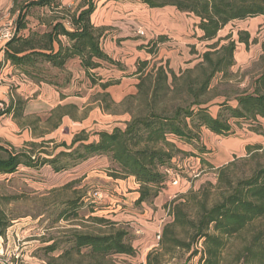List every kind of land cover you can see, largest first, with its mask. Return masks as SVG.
Instances as JSON below:
<instances>
[{"label":"trees","instance_id":"1","mask_svg":"<svg viewBox=\"0 0 264 264\" xmlns=\"http://www.w3.org/2000/svg\"><path fill=\"white\" fill-rule=\"evenodd\" d=\"M16 1L12 6L14 11L17 10L15 33L5 44V58L27 78L59 87L69 80L68 73H63L66 62L78 57L90 82L97 83L103 90L99 93L102 109L109 111L111 106L116 105L105 89L118 83V80L102 81L94 72L101 61L121 65L102 48L104 27L95 26L90 19L94 10L93 0H84L77 8L58 0H25L16 8ZM138 1L149 8L172 6L177 11L193 14L198 18L196 25L201 31L198 38L205 41L216 38L230 21L264 16V0ZM31 8H46L48 14L46 18L38 17V24L44 26L43 30L28 29L24 35L21 31L27 29L26 16ZM237 36L239 42L248 44L247 31H238ZM227 37H218L217 40ZM164 39L165 36H160V41ZM217 40L207 47L216 44ZM234 47L235 40H230L222 47V56L216 58L209 50L203 52V61L208 64L209 72L195 88L189 85L191 101L187 105H177L171 114H162L153 103H149L147 113L131 114L124 127L99 131L97 139L90 141L85 132L80 131L69 144L61 142L56 145L64 149L53 154L42 151L46 154L43 156L33 153L32 147L36 143H30L26 150L17 151L0 145V151L5 153L0 157V174L14 173L19 165L38 168L45 164L54 172H61L90 157L103 155L109 163L106 171L113 179L134 178L139 193L136 204L152 202L167 180L172 151H182L171 136L192 144L199 139L194 128L205 127L215 134L228 136L234 132L233 124L241 126L245 123L250 131L264 133L259 121V118H264V68L253 81L251 92L236 95L235 105L218 103L215 115L199 99L214 73L233 63ZM148 64L147 60L137 62L132 73L137 77L136 93L128 95L131 100L143 95L146 104L149 99L154 100L158 91L166 88L168 72L173 79L177 78L171 68L163 65L148 68ZM18 102L22 104L23 100L18 99ZM20 110L21 107L16 114L19 115ZM126 111L130 112V107ZM5 112H10L9 105L4 106L0 114ZM48 141L53 142L52 139ZM197 150L201 153L204 147ZM245 150V155L234 156L220 166L212 165L195 153L208 169L217 170V184L214 186L218 194L211 198L209 191L202 186L164 202L162 207L169 219L162 225L158 240L145 255L144 262L138 264H188L196 255H199L196 264H264V162L256 161L249 167L248 174L242 177L234 179L229 173L236 160H253L258 157V152L264 150V146L255 142L246 144ZM208 184L211 185L210 182ZM78 209L76 200H69L57 213L56 219L67 222L77 220ZM89 219L102 227L92 232L75 229L64 241L67 247L47 264H116L112 260L115 255H135L128 232L117 227L116 221L99 216H90ZM5 227L4 215L0 212V236ZM43 248L53 252L58 245L55 242Z\"/></svg>","mask_w":264,"mask_h":264},{"label":"rangeland","instance_id":"2","mask_svg":"<svg viewBox=\"0 0 264 264\" xmlns=\"http://www.w3.org/2000/svg\"><path fill=\"white\" fill-rule=\"evenodd\" d=\"M83 1L74 0V4L69 6L77 8ZM93 2L95 8L105 3L99 14L92 16V19L96 21V18H102L105 21L101 25L104 27L101 45L121 65L118 67L125 71L122 75L132 79L137 62L147 60L148 68L163 65L171 68L177 78L173 79L168 72L164 85L166 88L158 91L154 100L149 99L147 104L143 95L129 99L128 95L136 93L135 84L128 79L121 80L119 86L112 88L110 98L121 94L123 97L119 102L114 101L116 105L111 106L109 111L100 107L103 112L92 102L98 96L95 89L89 92L83 90L88 92V101L91 104L78 112L73 110L71 115L73 118L84 116V126L66 122L51 135L36 139V144L32 147L36 155H46L42 151L53 154L64 149L63 146L56 145L61 142L69 144L72 137L70 133L73 131L87 130L89 136L102 130H111L115 126L124 127L125 122L131 119V114L147 113L149 103H153L157 111L166 115L171 114L177 105H187L192 99L189 85L195 88L198 81L209 72L208 64L203 61V52L209 50L213 58L220 57L222 47L230 40H235L233 63L223 67L222 71L215 72L207 89L199 96V99L205 102L203 106H208L212 115L216 114L218 103L235 105L236 95L251 92L253 81L264 68V16L230 21L218 32L216 38L205 41L198 38L201 33L196 25L198 18L191 13L177 11L172 6L149 8L138 0ZM47 14L46 8H34L29 10L27 22L34 29L43 30L44 26L39 25L37 20L39 16L46 18ZM140 30L142 33L138 32ZM238 31L248 32V44L237 40ZM226 35L227 38L217 40L218 37ZM160 36H165V39L160 41ZM216 40V44L207 47ZM102 63L106 68H112L109 63ZM134 78L137 82V77ZM129 107L130 112H127ZM30 121H36V118ZM242 125L249 130L246 123ZM1 127L7 126L5 123L0 124V132ZM240 127L242 126L233 124L236 137L231 138H216L205 127L194 128L199 139L192 144L171 136L182 151H172L167 180L159 194V200L154 199L152 202L136 204L137 198L134 199L135 195L132 194L134 178L113 179L106 171L108 161L102 159L91 161L76 170L36 172L37 168H22L11 175L0 174V212L6 222L0 236L1 263L47 264L61 249L67 247L64 241L75 229L80 232H92L102 227L90 220V216L116 221L117 227H122L128 232L136 253L133 257L113 256L112 260L116 264L144 262L145 255L158 240L157 235L162 225L169 219L162 207L164 202L180 193L197 190L202 186L209 191L211 198L219 192L214 186L217 184V170L208 169V166L197 158V148L204 147L203 152L207 153L205 157L215 159L218 163L220 151L225 148L236 150L240 147L239 140L244 139L245 135L254 137L255 134H248ZM45 130L43 125L37 128L38 133ZM10 131L14 135L20 133L17 130ZM257 135H263L264 138V133ZM51 139L53 142L48 141ZM43 141L49 143L42 144ZM207 148L209 150H206ZM1 156H5L2 151ZM256 161L264 162V150L258 152V157L253 160H236L235 165L229 169L230 177L235 179L247 175L249 167ZM69 200H76L78 203L79 218L71 222L57 220V213ZM55 242L58 245L55 251L47 252L43 248ZM198 257L199 255L192 257L188 264H196Z\"/></svg>","mask_w":264,"mask_h":264},{"label":"crops","instance_id":"3","mask_svg":"<svg viewBox=\"0 0 264 264\" xmlns=\"http://www.w3.org/2000/svg\"><path fill=\"white\" fill-rule=\"evenodd\" d=\"M58 1L68 6L74 4V0H58ZM16 2L17 3L15 4V6L16 8H18L23 3H25V0L22 1L17 0ZM13 5H14V0H0V25H3L4 23L10 20L13 21L16 18L17 10L14 11L12 9ZM106 5H108V3H106ZM104 6L105 3L102 4V6H97L96 8L94 6V10L92 11L90 17L92 23L95 26H101L105 22L102 18L99 19L96 18V21L92 19V16H95V14L97 16L100 12V9L103 8ZM33 9L34 8H31L30 11H32ZM27 18H28V14L26 16V20ZM28 29H34V28L31 27L27 22V29L22 30L21 33L26 35L28 33ZM6 42L7 40H0V103H2V108L0 109V111L3 109L4 106L8 107L9 105L10 112H5L0 114V124L3 125L5 123L7 126V127H1L2 131L0 132V139L2 141H0V145L4 146L8 150L11 149H14L16 151L22 149L26 150L30 147L29 145L30 143H34V141L38 138H44L45 136L51 135L55 130H57L61 125H63L66 122L83 127L84 123L86 122L83 121L84 116L80 118H73L71 112L73 110H76L78 112L79 110H82L85 107H87L89 104H91V102L88 101L89 100L88 92L90 90L95 89V91L97 92L98 96L92 102L97 104V108L101 112H103L102 111L103 109L101 110L100 108L101 101L99 96V93L103 92V90L100 88V86L97 83L92 84L90 82L89 78L85 74L84 69L80 65V61L78 57L71 58L66 62L63 73H68L69 80L68 82H65L62 86L57 87L54 86L53 84H49L46 82H35L24 76L22 73H20L19 69L14 64H12L8 59L5 58L4 49ZM104 52L107 53V51L105 50ZM111 58L114 59L113 57ZM102 62L105 61H101V65L97 67L94 70V72H96L98 76L101 77L102 81L110 80L108 79L109 77L110 78L114 77L115 79H118L119 82L118 84L116 83L110 85L105 89V92L109 93L110 96H111L112 88L119 86V84L122 83L121 80L128 79L131 80L132 84L136 83L134 81L135 79L134 77L136 75L133 74L132 75L133 77L131 79V77H126L125 75H122L124 74L125 71L123 69H120L118 66L109 63L110 65H112V68H106ZM83 90L86 91L88 90V92ZM122 97L123 95L121 94L116 97L112 96L111 98L113 101L119 102ZM18 99H22L23 103L22 104L19 103ZM19 107H21L20 110L21 113L18 115L16 114V110H18ZM58 107L61 108L57 110L56 113H54V110L58 109ZM59 114L60 116L58 117ZM32 118H36V121H30V119ZM65 120H71V121H65ZM259 121L264 128V118H259ZM41 125H43L46 130L43 133H38L37 128L41 127ZM241 126L242 127L240 128H242V130H246L248 134H255L254 137L250 138L249 135H245L244 139L239 140L240 147L236 148V150L231 151L225 148L222 151H220L221 155L220 157H218L219 158L218 163H216L215 159L212 160L208 157H205V155L207 154L206 152H201L199 153V155H201L206 160H208L212 165L220 166L226 163L227 161L231 160L233 158V155H240V156L245 155L246 144L260 142L264 146L263 135H257L255 132L247 130V128L244 127L243 125ZM10 129L17 130L20 133L14 135L11 133ZM80 131L71 132L70 133L72 136L71 140L74 137V135L78 134ZM83 131L85 132L84 135L88 137L89 141L97 139L96 134H92L88 136L87 130H83ZM210 133H212L216 138L222 137V135L215 134L213 132ZM259 136H261V138ZM226 137L229 138L236 137V132H233L232 134ZM206 150L209 149L207 148ZM101 159L108 161L106 156L103 155L93 156L82 161L78 165L64 171L76 170L81 166H84L85 164H89V162L91 161H96ZM22 168L33 169L19 165L17 167V170ZM43 171H53V170L49 165L45 164L41 167H38L36 172H43ZM8 174L11 175L13 173H8ZM130 178L133 177H128L125 179L128 180ZM125 179H115V180H125ZM133 184H134V191L132 192V194L135 195L134 199H136L139 195L137 191L138 184L135 181L133 182ZM159 197L160 196L158 195L155 198V200L156 201L159 200ZM1 262L2 261L0 257V263Z\"/></svg>","mask_w":264,"mask_h":264},{"label":"built area","instance_id":"4","mask_svg":"<svg viewBox=\"0 0 264 264\" xmlns=\"http://www.w3.org/2000/svg\"><path fill=\"white\" fill-rule=\"evenodd\" d=\"M138 32L142 33L141 30ZM14 33H15V20L13 21L10 20L4 23L3 25H0V40H8L13 36ZM0 105L2 104L0 103Z\"/></svg>","mask_w":264,"mask_h":264}]
</instances>
